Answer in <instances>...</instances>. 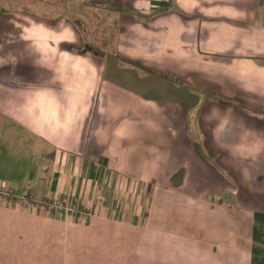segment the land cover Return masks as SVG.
Segmentation results:
<instances>
[{
  "label": "crops",
  "instance_id": "obj_1",
  "mask_svg": "<svg viewBox=\"0 0 264 264\" xmlns=\"http://www.w3.org/2000/svg\"><path fill=\"white\" fill-rule=\"evenodd\" d=\"M7 4L0 264H264V0Z\"/></svg>",
  "mask_w": 264,
  "mask_h": 264
},
{
  "label": "built area",
  "instance_id": "obj_2",
  "mask_svg": "<svg viewBox=\"0 0 264 264\" xmlns=\"http://www.w3.org/2000/svg\"><path fill=\"white\" fill-rule=\"evenodd\" d=\"M0 201L9 203L12 207H17L25 211H38L44 215L68 214L75 210L76 207L64 205L61 198H55L52 201H40L30 196H17L15 191L6 184H0Z\"/></svg>",
  "mask_w": 264,
  "mask_h": 264
},
{
  "label": "rangeland",
  "instance_id": "obj_3",
  "mask_svg": "<svg viewBox=\"0 0 264 264\" xmlns=\"http://www.w3.org/2000/svg\"><path fill=\"white\" fill-rule=\"evenodd\" d=\"M7 3H8V0H0V16H2L4 13H8V12L13 13L15 11L16 7L21 8V5H16V7H12L13 5H8ZM1 26H2V24H1ZM0 203H2V202L0 201Z\"/></svg>",
  "mask_w": 264,
  "mask_h": 264
}]
</instances>
